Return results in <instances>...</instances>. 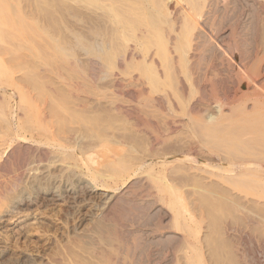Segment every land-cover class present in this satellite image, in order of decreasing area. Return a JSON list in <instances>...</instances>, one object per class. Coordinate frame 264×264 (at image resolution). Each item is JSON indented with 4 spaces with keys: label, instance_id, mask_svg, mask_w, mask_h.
Instances as JSON below:
<instances>
[{
    "label": "rangeland",
    "instance_id": "1",
    "mask_svg": "<svg viewBox=\"0 0 264 264\" xmlns=\"http://www.w3.org/2000/svg\"><path fill=\"white\" fill-rule=\"evenodd\" d=\"M36 1L37 4L40 3L41 7L36 6ZM46 1H49L48 12L45 0H22L21 2L11 0L4 6L5 8L0 9V19L3 25L0 30L3 28L4 35H10L9 31L13 32V28L16 29L17 24L20 27L18 30L29 26V23H25V21L31 23L29 17L32 18L33 15L36 16L33 18L37 19L38 24L48 23L52 34V38L49 40L51 42L48 43L50 44V49H47L48 56L45 54L47 51H44L45 42L39 39V42L35 40L37 43H34L38 45L39 49L44 45L43 53L39 56L30 55L32 53L25 50L17 52L18 54H8L7 52L6 55L4 54L5 56L3 55V59L2 55L0 59L5 61L1 63L4 67L0 69V185L2 186H0V264H94L95 262L101 264L103 262L100 257L104 258V252L109 249L101 239L104 230L106 231L108 228L109 230L113 229L112 231L116 233L114 245H116L117 252L115 256L130 260L132 264L138 260L139 264H264V186H262L264 182H257L256 185L254 181L248 182V179L239 178L236 179V182H229L235 183L236 187L231 184L226 186L223 184L224 187L220 186L221 184H216L220 186H217L220 189L215 188L213 183L214 185H210L215 186L214 191H217V197L212 191L216 197L214 198L210 192L213 187L209 189L208 180L201 178L207 175L202 173L203 170L205 173L211 171L210 167L202 164V161L207 163V159L210 158H208L207 152H203L201 149L197 150V147L193 145L199 142L203 144L205 141L204 139V142L202 141L197 125L190 120L191 118L186 115L185 110L187 103L194 104L202 94L197 85L198 81L195 82L196 78H192L196 75L191 74L190 77L185 62L179 58L177 60L179 63L175 68L171 67L172 70L165 73L167 61L161 56L165 47H170L172 50L171 57L181 55L172 45L178 34L176 29L180 31L181 28L178 25L180 24L178 18L174 16H177L179 10L190 8L192 0H156L157 2L155 0ZM232 1L238 5V8H241V10L239 9L241 12L236 9L232 11L233 13L231 12L232 14L229 12L231 21H224L222 25L226 27L225 31L232 33V37H237H234V43L238 41L240 44L242 33L239 35L241 37L239 40L240 30L238 34L237 30L245 21L248 3L244 0H223V4L227 2L228 5ZM32 6L38 12L33 11ZM161 6L162 9H160ZM18 7L19 10L25 9V12L22 10L17 13ZM258 7L261 8V6ZM242 8H244L243 12ZM137 12L143 15H139ZM238 12L241 16H238ZM20 13L23 15L19 20L17 17H20ZM257 13L255 21L258 23L256 22L255 34H253H257L255 37L258 43L257 47L263 51L264 15L260 12ZM24 14L27 16L30 14V16H26L25 20ZM45 14L50 19L45 18ZM117 15L126 22L128 19H132V16L133 19L138 16L134 21L137 19L139 21V18L142 20L141 16H144L145 20H143L144 22L139 21V23H134L133 20V22L128 21V24L134 23L131 28L123 20L117 21ZM46 19L50 21L47 22ZM14 20H19L21 23L16 21L17 24L11 30L10 27L14 25ZM39 20L41 21L39 22ZM136 23L138 24L134 28ZM154 34L155 36H152ZM8 35L6 36L8 37ZM159 35L164 37L160 36V40L165 39L163 42V44L166 43L165 46L161 44L162 40L157 39ZM142 36H145L144 39ZM242 36L244 35L242 34ZM229 37L230 40L233 39L231 35ZM146 38L147 40H145ZM244 38L246 37H243L242 40ZM153 39H157V42L160 41V44L154 43ZM149 40L153 43L151 44ZM225 40L226 42H223ZM230 40L226 37L222 43H219L223 50H225V46L235 47L236 43L230 44ZM20 42H15L18 43L17 45L14 43L16 47H21L25 43L23 48H28L25 41ZM11 44L10 47H7L12 48ZM236 47L238 48L240 45ZM233 48L230 47V50ZM235 51L236 54H234V50L231 53L237 58L240 53L238 54L236 49ZM240 52L242 51L240 50ZM159 53L161 54L159 55ZM226 53L223 56L214 55L213 58L209 57L201 62L198 69L200 71L203 68L207 70L205 73L207 79H204L203 71L206 70L203 69L200 76L204 78L200 79L199 77V82L203 79V85L213 86L212 82L214 81V85L219 90L225 87L222 80L228 79L229 81L227 61L230 58L235 61L231 54L227 53L226 55ZM153 55L156 58L152 57ZM16 56L18 57L16 58ZM150 57L157 60L158 64L153 65L154 69L161 70L165 74L166 81L163 80L161 83L166 86H160V84L158 86L162 87L160 89L165 92L169 90L168 94L172 93L170 94L174 96V100L179 105L177 109L174 108L175 105H170L172 108L149 105V97L165 94L163 90L162 93L160 92L158 86L153 85L152 77L148 76L144 70V65L147 60L151 59ZM226 58H228L227 61ZM172 66L174 67L173 64ZM178 67L179 69H177ZM172 71L174 72L171 73ZM224 73L225 75H223ZM171 74H173L172 79L176 77L173 79L174 83H177L175 87L169 79ZM209 76H211L210 79ZM219 78L222 79L221 82H219ZM182 80L187 88L179 92ZM224 82L226 85V80ZM218 83L223 84L220 86ZM145 88L150 96L144 90ZM178 98H182V100ZM8 101L9 106L13 110L15 109L14 112L10 107H7ZM221 103L213 105L216 109L212 106L206 108L207 111L202 113V118L204 117L203 119L208 123L213 122V117L222 114L221 107H219L222 106ZM19 107L20 109H18ZM8 109L12 111V115H8ZM2 111L7 116L6 118ZM144 111H148V115ZM216 113L219 115L216 116ZM189 121L190 124L195 125L191 129L186 126ZM168 122H174L175 127L172 130ZM167 123L168 125H166ZM153 135L158 137L157 144L153 142ZM15 137L19 141L21 139L23 144L27 143L34 148L28 154L30 159L32 157V161L24 167L20 165L19 168V166L11 164L12 167L9 170H2L1 164L8 158V152H10L13 142L11 139L15 140ZM188 145L194 147L189 148ZM59 147L62 148L59 149ZM187 148H196V151L189 152ZM35 149L52 152L46 157L42 156L43 159L39 157V152ZM33 152L36 153H34L36 157L41 159L34 158V155L31 154ZM170 155L171 158L178 157L179 161L173 164L169 163L172 165L165 163L163 168V165L157 166L152 171L140 169L141 167L136 165H140V162L152 157H154L152 159L156 157L159 159L158 161H161L166 156L165 160L169 161ZM115 160L123 161L122 163L129 166L130 169L124 182L117 180V186L113 185L114 189L119 188L118 192L124 191L135 179L143 177L148 181L144 182V186L131 190L129 199L148 200L153 194L157 198H155L156 206L154 208L149 206L152 210L144 208L145 213L142 211L143 213L139 214L141 210H138V207L137 211L135 210V203L128 207V210L123 209L124 211L122 208H116L117 211L109 209L110 194H113L114 190H107L103 185L105 183L109 185L105 178H108L111 173L108 163ZM197 161H201V164L198 165ZM174 170H178V172ZM197 175L200 176L199 179ZM156 177L162 178L160 179L162 181ZM195 178L198 181L194 180ZM167 180H170L171 187L167 186L168 188H166L167 184L164 185ZM239 180H242L243 185L237 182ZM13 182L16 183V186L12 190H4L6 189L5 185H10ZM210 183L212 182L210 181ZM150 184L154 188H151ZM224 188L225 190H223ZM169 190L175 192L177 197L179 195L182 200H178L179 198L177 199L174 193ZM221 190L223 191L221 192ZM139 193L140 195H138ZM223 195L224 197H222ZM175 198L178 200L177 202L183 203L184 201V204L175 205ZM157 209L160 212L158 211L157 215L151 218V213L153 214V210L155 212ZM136 215L139 216L134 217ZM192 216L193 218H191ZM175 219H178L179 225L182 223L181 227L184 224L188 226L184 225V229H181L178 224L176 225ZM184 221H187V224ZM134 224L136 227L133 226ZM162 225L164 226L161 227ZM189 227L193 230L192 232ZM152 230L157 231L156 234L173 232L178 239L158 244L152 241V237L155 236L154 233L151 234ZM127 261L123 264L128 263Z\"/></svg>",
    "mask_w": 264,
    "mask_h": 264
},
{
    "label": "bare ground",
    "instance_id": "2",
    "mask_svg": "<svg viewBox=\"0 0 264 264\" xmlns=\"http://www.w3.org/2000/svg\"><path fill=\"white\" fill-rule=\"evenodd\" d=\"M11 1V0H10ZM9 0H0V9L4 6H6V4H8V2H10ZM22 0H18V2H21ZM33 1V0H32ZM189 1V0H188ZM248 3V10H247V14L246 16L244 17L245 18V21L242 22V24L240 25V29L237 30V34H238V31L240 30L239 34H238V39L239 38H243V37H246L242 40L241 38V41H240V44L239 42L237 41V45L234 43V40L235 36L232 37V33L229 32V31H225L226 27H224V25H222L224 23V21H231V17H230V14L229 12L231 13L232 11H234L235 9L239 11V9L241 10V8H238L236 5L235 2H230L228 5H227V2L225 4H223V0H192L191 1V7L190 8H183L181 10H179V12L176 14L177 16H174V17H177L178 18V21L181 26V28L179 29L180 31H178L176 29V32L178 33L176 35V38L174 39V43L172 44L173 47L176 49V51L180 52V56L178 57H171L170 55L172 54V50L170 49V47L166 48L165 47V51H160L162 52V58L164 57V59L167 61V68L165 67V69H167V71L165 70V73L166 72H169V70L172 68H175L176 64L179 63L177 60L179 58V60L185 62V67H186V70L190 73V77H191V74L193 75H196V76H192V78H196L195 79V82H199L201 78H204L203 76H200L201 73H202V67H201V71L200 69H198V67L201 65V62L203 60H206L208 59L209 57H212L214 55H217V56H220L224 53H228V54H233L231 53L233 50H234V54H236V51L235 49L237 50V53L240 55L239 57L235 58V55L231 56L232 58L234 57L235 61H233V59H228L226 58V61L228 59V72H229V75L227 76V78H229V81L228 79H224V81L226 80L227 82V86L225 85V82L222 80L224 78L221 77L222 79L219 78V82H222L224 83L222 90H219L216 85H214V81L212 82L213 86L211 85H208V84H205L203 85L202 84V80L201 82H197V85L201 91V96L199 97L198 101L195 102L194 104L190 105L189 103H187L186 106V115L189 116L191 119V121L194 122V124H196L198 127V132H199V135L202 137V141L204 139V143L201 144L200 142L199 143H196L193 144L195 147H197V150L198 149H201V151L203 152H207V155H208V158L210 159H207V163L206 161H202L204 165H207V167H210L211 168V171H206L205 173V170H203L202 173L204 174H207L206 176H203L201 178L203 179H206L208 180V183H209V189L213 187V189L210 191L213 195V192L214 191V187L217 188V189H220L219 187L222 186L223 184H225L224 186L226 185H230L231 183L229 182H236V179H242V180H246L248 179V182L249 181H254L257 185V182L261 183L264 182V48H263V51H261L258 47H257V42L255 40V37L256 35L255 32H254V28L256 29V24L258 23V21H255L256 18H257V12H260V13H263L264 15V0H244ZM39 2V1H38ZM155 2H157L155 0ZM243 2V1H242ZM33 3V2H32ZM45 7L47 8V12L49 11L48 10V7H49V1H46L45 0ZM135 3V2H134ZM245 3V4H247ZM19 4V3H18ZM40 3L37 4V1H36V6L37 7H41L39 5ZM241 5H244L242 3H240ZM33 5V4H32ZM140 5V4H139ZM143 5V4H142ZM159 5V4H158ZM235 5V6H234ZM19 6V5H18ZM34 6V5H33ZM32 6V8H33ZM138 6V5H137ZM136 6V7H137ZM234 6V9L232 8ZM245 6V5H244ZM258 6H261V8H259ZM24 7V5H23ZM30 7V6H29ZM28 7V8H29ZM135 7V8H136ZM141 7V6H140ZM164 7V6H163ZM5 8V7H4ZM25 8V7H24ZM139 8V7H138ZM20 8L18 7L17 9V13L19 12H22V10L25 12V9H21L19 10ZM41 10H43L42 8H40ZM39 9V10H40ZM134 9V8H133ZM140 9V8H139ZM141 9H143L141 7ZM162 9V6L161 8ZM243 9L242 8V12H243ZM19 10V11H18ZM29 10V9H28ZM132 10V8H131ZM159 10V9H158ZM33 11H37V9L34 7L33 8ZM44 11V10H43ZM136 11H137V8H136ZM38 12V11H37ZM135 12V10L133 11V13ZM160 12V10H159ZM176 12V11H175ZM237 13V11H235ZM241 12V11H239ZM238 12V13H239ZM29 13V11H28ZM31 13V12H30ZM46 13V12H45ZM138 13V12H137ZM136 13V14H137ZM233 13V12H232ZM231 13V14H232ZM235 13V14H236ZM21 14V13H20ZM27 14V12H26ZM26 14H24L25 17L27 16ZM39 14V13H38ZM139 15L141 13H138ZM137 14V15H138ZM19 15V14H18ZM23 14L20 15V17H17L19 20L21 18ZM47 14H45L46 16ZM138 15V16H139ZM143 15V14H141ZM175 15V14H173ZM240 15V13L238 14V16ZM257 15V16H256ZM30 16V14L28 15ZM27 16V17H28ZM48 16V15H47ZM45 17L47 19H50L48 17ZM136 16V17H138ZM241 16V15H240ZM244 16V15H243ZM23 17L21 19V21L23 20ZM33 17H36L35 15L31 17H29L31 23L28 21H25V23H29V26L25 27L23 30H18L20 27L19 24H17L18 22H20L19 20H14V25L11 28L15 27V24H17L16 26V29L13 28V32L12 31H8L11 33L10 35H8V37L6 35H4V32L2 31L3 28L0 30V59H1V55H2V59H3V55L5 53L8 52V54H11V53H14L16 54L17 52L19 51H25V50H28L29 53H32L30 55H40L42 54L43 52V46H44V51H47V49H50V43L49 40L52 38V34L50 33V28L48 27V23L44 22L45 24H43V22L40 24H38L37 22V19L36 18H33ZM136 17L133 19V16H132V19H128V21H134L136 20ZM144 16H141L142 20L139 18V21H143L145 19H143ZM262 17V16H261ZM264 17V16H263ZM40 18V17H38ZM44 18V17H43ZM44 18V20H45ZM239 18V17H237ZM244 18H242L244 20ZM259 18V17H258ZM41 19V18H40ZM46 19V21H47ZM240 19V18H239ZM241 19V20H242ZM26 20V19H25ZM28 20V18H27ZM123 19L121 18V16L117 15V21H122ZM236 20V19H235ZM262 20V18H261ZM264 20V18H263ZM41 20H39L40 22ZM43 21V20H42ZM50 21V20H48ZM47 21V22H48ZM126 25H130L129 27H131L135 22H138V19L137 21H134V23L132 24H128L125 20H123ZM176 21V22H178ZM240 21V20H239ZM144 22V21H143ZM146 22V21H145ZM154 22V21H153ZM152 22V23H153ZM156 22V21H155ZM175 22V23H176ZM237 22V21H236ZM241 22V21H240ZM257 22V23H256ZM11 23V24H12ZM21 23V22H20ZM23 23V21H22ZM33 23V24H32ZM124 23V24H125ZM134 25V28L135 26H137V24ZM142 23V22H140ZM157 23V22H156ZM262 23V22H260ZM264 23V22H263ZM229 24V23H228ZM233 24V23H231ZM240 24V23H239ZM2 25V21L0 19V28L3 27ZM9 25V24H8ZM28 25V24H26ZM43 25V26H42ZM154 25V24H153ZM177 25V24H176ZM236 25V24H235ZM259 25V24H258ZM257 25V26H258ZM118 26V25H117ZM157 26V25H155ZM170 26V24H169ZM226 26V25H225ZM133 27V26H132ZM131 27V28H132ZM224 27V29H223ZM228 27V26H227ZM235 27V26H234ZM157 28V27H156ZM232 28V27H231ZM137 29V28H136ZM135 29V30H136ZM234 29V28H233ZM133 30V29H132ZM236 30V29H235ZM5 31V30H4ZM134 32V31H133ZM244 36H242V34ZM254 33V34H253ZM241 34V35H240ZM144 35V34H143ZM233 38H231L233 40V42L231 43L232 40H230V36ZM241 37H240V36ZM152 36H155L152 35ZM160 36L159 35L157 37L158 40H160ZM143 37V36H142ZM145 37V36H144ZM143 37V39H144ZM228 37L229 40H230V44H235V49L233 48V46H225L224 49L226 50H223L222 46L219 45V43H222V40H224V38ZM235 37V38H234ZM38 38V39H37ZM161 38H164L163 36H161ZM39 39H42L44 43V45H42V47H40V49L38 48V45H35L37 43V41ZM140 39V38H139ZM148 39H150L148 37ZM157 39H153L154 40V43L157 42ZM236 39V40H238ZM37 40V41H35ZM142 40V39H141ZM147 40V38L145 39ZM162 40V45L165 46L166 43L163 44V42L165 41V39H161ZM160 40V41H161ZM240 40V39H239ZM20 41H25L26 42V45L28 48L25 49V47L23 48V45L25 44H22L21 47H16V45L20 42ZM35 41V42H34ZM41 41V43L43 44V42ZM151 41V40H149ZM160 41L157 42V44H160ZM258 41V40H257ZM13 42V43H12ZM15 42H18L17 44ZM39 42V41H38ZM143 42V40H142ZM147 42V41H145ZM144 42V43H145ZM223 42H226L223 41ZM2 43V44H1ZM12 43V44H11ZM16 45H15V44ZM35 43V44H34ZM153 42L151 41V44ZM10 44H11V47L12 48H9L10 47ZM13 44L15 45L13 47ZM40 44V43H39ZM146 44V43H145ZM149 44V43H148ZM150 44V45H151ZM233 44V45H234ZM19 46L21 45V42L20 44H18ZM226 45V44H225ZM227 45H228V40H227ZM240 45V47H236ZM260 45V44H259ZM9 46V47H7ZM40 46V45H39ZM134 46V45H133ZM261 46V45H260ZM259 46V47H260ZM49 47V48H48ZM187 47H188V50H187ZM230 47H232L233 49L230 50ZM264 47V46H263ZM131 48H134V47H131ZM242 52H240V50ZM24 49V50H22ZM161 49H162V46H161ZM135 50V49H134ZM225 51V52H224ZM239 51V52H238ZM48 52L47 51L45 54H47L46 56H48ZM133 52V51H132ZM158 52V51H157ZM178 52H175V53H178ZM224 52V53H223ZM21 53V52H20ZM129 53V52H128ZM136 54V52H134ZM174 53V52H173ZM226 53V55H227ZM18 54V53H17ZM132 54V53H131ZM161 53H159L160 55ZM237 54V55H238ZM6 55V54H5ZM4 55V56H5ZM13 55V54H12ZM29 55V56H30ZM33 55V56H34ZM129 55V54H128ZM155 55V53H154ZM152 56V57H155L156 56ZM158 55V56H159ZM15 56V55H14ZM45 56V57H46ZM135 56V55H134ZM149 56V55H148ZM225 56V55H224ZM230 56V55H229ZM18 56H16L17 58ZM20 57V56H19ZM22 57V56H21ZM23 57H25L23 55ZM131 57V56H130ZM150 57L149 61L147 60L145 65H144V70L147 72L148 76L152 77V83L155 87H157L159 84L160 86L162 85H165L163 83H161L163 80L166 81V78H165V74H163V72L161 70H156L154 69L153 65L154 64H158L157 63V60L155 58H152ZM228 57V56H226ZM135 58V57H134ZM213 58V57H212ZM131 59H133V57H131ZM48 60V59H47ZM156 60V61H155ZM171 60L174 62H171ZM1 61V60H0ZM4 60H2L0 62V69L3 68L4 66L1 65V63L3 62ZM46 61V60H45ZM5 62V61H4ZM3 62V63H4ZM164 63V62H163ZM174 65V67L172 66V64ZM224 64V63H223ZM161 65V64H160ZM2 66V67H1ZM165 66V64H164ZM179 66V64H178ZM226 66V65H225ZM159 67V65H158ZM162 67V65H161ZM180 67V66H179ZM179 67L177 69H179ZM200 68V67H199ZM227 68V67H226ZM214 69V67H213ZM222 69V68H221ZM172 70V69H171ZM170 70V71H171ZM206 70V69H204ZM209 70V69H208ZM175 71V70H174ZM174 71H172L171 73H173ZM193 71V72H192ZM216 71V70H215ZM207 72L206 71H203V73L205 74ZM227 72V73H228ZM145 73V72H144ZM226 73V72H225ZM225 73L223 75H225ZM168 74V73H167ZM175 74V73H174ZM202 74V75H204ZM173 74H171V76L169 77V79L171 80L172 84H174L173 87H175V84L177 83H174L175 81H173L172 79V76ZM207 74H205V80L207 79L206 77ZM209 75V74H208ZM212 76V74H210ZM213 75H215L213 73ZM218 75V74H217ZM222 75V74H220ZM209 76V79L210 77ZM225 76V78H226ZM215 77V76H214ZM191 78V80H193ZM204 80V81H205ZM215 80V79H214ZM183 81V80H182ZM194 81V80H193ZM203 81V82H204ZM177 82V81H176ZM179 82V81H178ZM167 83V82H166ZM194 83V82H193ZM222 83V84H223ZM168 84V83H167ZM181 84V87H179V92L180 90L181 91H184L186 90V85L183 82L180 83ZM195 84V83H194ZM211 84V83H210ZM217 84V82H216ZM220 84V83H218ZM220 84V86L222 85ZM170 85V84H169ZM158 86L157 88L160 90V92L162 93L164 90L163 89H160L162 87ZM166 86V85H165ZM219 86V87H220ZM144 88V86H143ZM164 88V87H163ZM221 88V87H220ZM142 89V88H141ZM154 89V87H153ZM175 89V88H174ZM134 90V89H133ZM143 90V89H142ZM146 91V88L144 89ZM163 90V91H162ZM136 91V90H135ZM140 91V90H139ZM131 92V91H130ZM137 92V91H136ZM143 92V91H141ZM147 92V91H146ZM155 92V91H153ZM165 92V91H164ZM169 92V90L167 91ZM167 92L162 93V94H158L154 97L151 96V98L149 97L148 98V103L149 105H156V106H168L169 108H172L170 107V105H175L174 108L176 107L177 109V106L179 107V105H177L178 103H176V101L174 100V96H172L170 93L168 94ZM149 94V92H147ZM177 94V93H176ZM133 95V94H132ZM154 95V93H153ZM150 96V94H149ZM176 96V95H175ZM178 96V95H177ZM187 96V95H186ZM180 97V96H178ZM146 99V98H145ZM178 99H181L182 98H178ZM184 99V98H183ZM186 99V98H185ZM184 99V100H185ZM188 100H190L188 97H187ZM5 100V99H4ZM2 100V101H4ZM11 100V99H9ZM146 102V100H144ZM222 101V103H221ZM221 103L222 106L220 105L219 107H221V115H219V113H216L215 115L218 116V117H213L212 119L213 122L211 121V123H208V121H205L202 116H203V112L206 110V108L208 107H213V105H216L217 103ZM4 104V102H3ZM180 104V103H179ZM181 104L183 105V103L181 102ZM186 104V102H185ZM11 105V104H10ZM6 106V105H5ZM4 106V107H5ZM7 107L11 108L13 110V108L11 106H9V101L7 102ZM34 107V106H33ZM36 107V106H35ZM133 107V106H132ZM131 107V108H132ZM135 107V105H134ZM153 107V106H152ZM159 107V108H160ZM183 107V106H181ZM162 108V107H161ZM185 108V107H184ZM215 108V107H213ZM218 108V107H217ZM20 109V107L18 108ZM38 109V107H37ZM118 109V108H117ZM135 109V108H134ZM133 109V110H134ZM137 109V108H136ZM182 109V108H181ZM210 109V108H209ZM216 109V108H215ZM5 110V109H4ZM3 110V111H4ZM10 110V109H8ZM8 115H12V111H8ZM15 110V109H14ZM13 110V112H14ZM25 110V109H24ZM121 110V109H120ZM143 110V108H142ZM141 110V111H142ZM211 110V109H210ZM214 110V109H213ZM2 111V113L5 115V113ZM119 111V110H118ZM207 111V110H206ZM215 111V110H214ZM19 112V111H18ZM17 112V113H18ZM125 112V111H124ZM127 112V111H126ZM125 112V113H126ZM148 112V111H147ZM146 111H144V113L147 114ZM20 113V112H19ZM205 113V112H204ZM7 114V113H6ZM24 114V113H23ZM26 114V113H25ZM37 114V113H36ZM145 114V115H146ZM218 114V115H217ZM22 115V114H21ZM29 115V114H28ZM132 115V114H131ZM139 115V114H138ZM148 115V114H147ZM5 118L7 117L6 115L4 116ZM20 117V116H18ZM43 118V117H42ZM138 118V117H137ZM140 118H141V115H140ZM143 118V117H142ZM188 118V117H186ZM13 119V118H12ZM207 119V118H205ZM19 121V120H18ZM170 125H171V130L172 128L175 127V124H173L174 122H168ZM168 123L166 125H168ZM189 123V124H188ZM186 125L187 128L189 127V129L193 128L195 125L194 124H190V121L188 122ZM169 125V126H170ZM12 126V125H11ZM21 127V126H20ZM169 128V129H170ZM176 129V128H175ZM16 130V129H15ZM22 130V129H21ZM195 132V131H194ZM16 135V134H15ZM18 137V136H16ZM15 137V138H16ZM24 137V135H23ZM22 137V138H23ZM21 138V137H20ZM19 138V139H20ZM24 139V138H23ZM27 140V138H25ZM152 139V138H151ZM13 140V142L11 143V149L9 150L10 152H8L9 156L8 158H6V160L4 162H2L1 166H2V170H9L12 166L11 164H14V165H17V167L19 166L20 168V165H22L24 167L28 165V163H30V161H32V157L31 159L29 158V155L31 151L34 150L33 147H31V145H27L26 144H23L21 142V139L20 141L18 140V138H16L15 140L14 139H11ZM28 141V140H27ZM157 141H158V137L154 136L153 135V142L154 144L156 143L157 144ZM201 141V140H200ZM201 141V142H202ZM26 142V141H25ZM160 142V141H159ZM158 142V143H159ZM37 143V142H36ZM13 144V145H12ZM38 144V143H37ZM160 144V143H159ZM8 146V147H9ZM157 146V145H156ZM189 146V145H188ZM192 145L189 146V148L191 147ZM192 146V147H194ZM200 147V148H199ZM58 148V147H57ZM62 147H59V149H61ZM37 149V148H36ZM35 149V150H36ZM47 149V148H46ZM66 149V148H65ZM65 149H62V150H65ZM188 149V148H187ZM196 148H191V149H188L189 152H193V151H196L195 150ZM193 150V151H192ZM37 151V150H36ZM37 152H39L38 155L39 157L43 158L42 156H47L49 154H51L52 151H49V150H38ZM35 152L31 153L33 154L34 158L36 157V153L34 154ZM31 156V155H30ZM169 156V155H168ZM39 157H36V159H41ZM33 158V159H34ZM154 158V157H152ZM152 158H149V160H145L143 162H140V165L136 164L140 169H146L147 171H152L154 170L155 167L157 166H162V168L164 167V165H166L165 163H177V161H179V159H177L176 157L175 158H171V155L169 157V161L168 160H165L166 159V156H165V159L163 160V158L161 159V161H158L159 159H157L155 157V159H152ZM160 158V157H158ZM13 159V160H12ZM30 159V160H29ZM35 159V160H36ZM44 159V158H43ZM168 159V158H167ZM182 160V159H181ZM209 160V161H208ZM34 161V160H33ZM168 161V162H167ZM194 161V160H192ZM36 162H38L36 160ZM40 162V161H39ZM123 161H112V162H109L108 166L111 167V173L110 175L106 178L107 182L109 183V185H107L106 183L103 185L104 187L107 188V190H114V192H112L113 194H110L111 195V198H110V203H109V209L110 210H116V208H122V211H124L123 209L125 210H128V207L132 206L133 203H135L134 205H136V211L137 209L138 210H141L139 214H141L142 211H144V208L145 210L148 208L152 210V208H154V206H156V200L155 197L153 194L149 197L148 200H137L136 199L134 200V198L131 200L129 199V197L131 196V190H133L134 188H137V187H141V186H144L145 185V181H148V180H145L143 177H139L137 179H135V181L129 186L126 190L124 191H120L118 192L119 188L118 189H114L113 185L115 184V187L117 186L116 185V182L117 180L120 182L123 180H125V176L128 175V171H129V166H127L126 164L122 163ZM181 162V161H180ZM198 162V165L201 164L199 161ZM32 164V162H31ZM172 164H169V165H172ZM21 166V167H22ZM32 166V165H31ZM176 167V166H175ZM196 167V166H194ZM29 168V167H28ZM193 168V166H192ZM199 168V167H198ZM201 168V167H200ZM209 168V169H210ZM22 169V168H21ZM30 169V168H29ZM28 169V170H29ZM178 169V168H177ZM204 169V168H203ZM26 170V169H25ZM191 170V169H189ZM195 170V168H194ZM202 170V169H201ZM207 170V169H206ZM137 171V170H136ZM175 171V170H174ZM196 171V170H195ZM200 171V170H199ZM175 172H178L175 171ZM126 173V174H125ZM197 173H198V170H197ZM231 173V174H230ZM125 174V175H124ZM157 174V173H156ZM124 175V176H123ZM136 175V174H135ZM158 175V174H157ZM199 175V174H198ZM197 175V176H198ZM232 175V176H230ZM132 176V175H131ZM160 176V175H159ZM100 177V176H99ZM135 177V176H134ZM133 177V178H134ZM138 177V176H136ZM147 177V176H146ZM155 177V176H154ZM153 177V178H154ZM194 177V176H193ZM200 176H198V179H199ZM97 178H98V175H97ZM148 178V177H147ZM157 178V177H156ZM200 178V180H201ZM245 178V179H244ZM158 180L162 179V178H157ZM168 179V178H167ZM197 178H195L194 180H196ZM197 179V181H198ZM130 180V179H128ZM156 180V179H154ZM193 180V181H194ZM242 180H239L237 182H240V185L243 183ZM150 181V180H149ZM162 181V180H160ZM168 182L170 180H167ZM167 181H165L166 183H164V185H166V188L168 187H171L170 186V182L168 183ZM210 181L212 183H210ZM127 182V181H125ZM200 182V181H199ZM202 182V181H201ZM200 182V183H201ZM204 183V182H203ZM207 183V184H208ZM215 186H212L214 185ZM118 184V183H117ZM123 184H126V183H123ZM212 184V185H210ZM216 184H221L220 186L219 185H216ZM246 184V183H244ZM254 184V183H253ZM151 185V184H150ZM174 185V184H173ZM172 185V188L174 187ZM231 185H234L235 186V183L231 184ZM243 185V184H242ZM250 185V184H249ZM249 185H247L249 187ZM1 186V185H0ZM16 186V183H11L10 185H5L4 190H12L14 187ZM168 186V187H167ZM219 186V187H217ZM222 186V187H224ZM233 186V187H234ZM237 186V185H236ZM235 186V187H236ZM245 186V185H244ZM264 186V185H262ZM2 187V186H1ZM149 187V185H148ZM151 188L153 187V185L150 186ZM149 187V188H150ZM200 187V186H199ZM230 187V186H229ZM251 187V186H250ZM145 188V187H144ZM143 188V189H144ZM150 188V189H151ZM154 188V187H153ZM205 188V187H204ZM254 188V187H252ZM256 188V187H255ZM2 189V188H1ZM170 189V188H169ZM229 189V188H227ZM227 189H226V192H227ZM216 190V189H215ZM225 190V188L223 189ZM221 190V192L223 191ZM229 190H232V189H229ZM1 191V190H0ZM149 191V190H148ZM147 191V192H148ZM170 192H172L171 190H169ZM220 191V190H219ZM218 191V193H219ZM7 192V191H6ZM111 192V191H110ZM151 192V191H150ZM215 192V191H214ZM229 192H232V191H229ZM154 193V192H152ZM174 193V196H176V198L178 200H180V196L175 194V192H172ZM209 193V192H208ZM216 194V197H217V191L215 192ZM215 194L213 195L214 198L215 197ZM223 194V193H222ZM229 194V193H227ZM140 195V193L138 194ZM137 195V196H138ZM219 195V194H218ZM225 195V193H224ZM224 195L222 197H224ZM147 196V195H146ZM227 196V195H226ZM235 196V194H234ZM134 197V196H133ZM209 197V196H208ZM232 197V196H231ZM4 198V196H3ZM175 198V199H176ZM225 198H228V197H225ZM234 198V197H232ZM236 198V197H235ZM176 199V204L178 205H183L184 204V201L183 203H181L180 200L179 202H177L178 200ZM211 199V198H210ZM221 200V199H220ZM235 200V199H234ZM133 201V202H132ZM136 201V202H134ZM139 201V202H138ZM158 201V200H157ZM216 202H217V199H216ZM221 202V201H219ZM228 202V201H227ZM236 202V201H235ZM239 202V201H238ZM255 202V201H254ZM158 203V202H157ZM240 203V202H239ZM257 203V202H256ZM155 204V205H154ZM214 204V203H213ZM220 204V203H219ZM153 205V206H151ZM212 205V204H211ZM215 205V204H214ZM218 206V204H216ZM152 207V208H149ZM185 206V205H184ZM138 207V208H137ZM179 207V206H178ZM216 207V206H215ZM214 207V208H215ZM220 207V206H219ZM218 207V208H219ZM127 208V209H126ZM132 208V207H131ZM135 208V207H134ZM184 209V207H182ZM160 209V208H158ZM157 211L153 210V214L151 213V218L155 217L158 213V211L160 212V210ZM216 209V208H215ZM133 210V209H132ZM186 210V209H185ZM184 210V211H185ZM217 210V209H216ZM117 211V210H116ZM115 211V213H116ZM120 211V210H119ZM121 211V212H122ZM183 211V210H182ZM126 212V211H125ZM128 212V211H127ZM186 212V211H185ZM106 213V212H105ZM129 213V212H128ZM135 213V212H134ZM133 213V214H134ZM143 213V212H142ZM145 213V211H144ZM162 213V212H161ZM165 213V212H164ZM167 213V212H166ZM111 214V213H110ZM123 214V212H122ZM106 215V214H105ZM113 215V214H111ZM116 215V214H115ZM120 215V214H119ZM118 215V216H119ZM124 215V214H123ZM122 215V219L123 216ZM129 215V214H128ZM168 215V214H167ZM178 216L180 214H177ZM109 216V215H108ZM132 216V215H131ZM139 216V215H138ZM137 215L134 216V217H138ZM150 216H149V219H150ZM130 217V216H128ZM133 217V218H134ZM177 217V216H176ZM174 217V218H176ZM127 218V217H126ZM131 218V219H133ZM171 218V216H170ZM179 218V217H178ZM193 218V216L191 217ZM113 219V218H112ZM117 219V218H116ZM115 219V220H116ZM129 219V218H128ZM136 219V218H135ZM178 220V219H177ZM177 220L175 219V222H177ZM182 220H185V218ZM117 221V220H116ZM119 221V219H118ZM134 221V219H133ZM136 221V220H135ZM150 221V220H149ZM131 222V221H130ZM145 222V221H144ZM180 222V220H179ZM183 222V221H181ZM187 221H184V223H186ZM193 222V221H192ZM198 222V221H197ZM147 223V221H146ZM151 223V222H150ZM183 223V224H184ZM194 223V222H193ZM192 223V224H193ZM133 224V222H132ZM143 224V223H142ZM178 224V227L182 225V223H179L177 222L176 225ZM187 224V223H186ZM131 224L129 223V226ZM145 225V224H144ZM143 225V226H144ZM185 225V224H184ZM183 225V227H184ZM196 225V224H195ZM119 226V225H118ZM118 226H116L118 228ZM122 226V224H121ZM135 226V224L133 225ZM164 225H162L161 227H163ZM186 227L188 225H185ZM126 227V226H125ZM136 227V226H135ZM160 227V229H161ZM181 227V229L183 228ZM106 228V227H105ZM129 228V227H128ZM132 228V226L130 227V229ZM124 229V228H123ZM121 229V230H123ZM134 229V228H133ZM184 229V228H183ZM113 229L109 230H104V233H103V237L101 238L105 243L106 245L108 246L109 249H107V252H104V255L105 257L103 258V256H99L101 258V264H123V262L125 263V258L122 259V257L118 258L115 256L116 254V248L114 245L115 243V237H116V233L115 231H112ZM116 230V229H114ZM129 230V229H128ZM126 230V231H128ZM186 230V228H185ZM189 230L192 232L193 230L191 229V227H189ZM103 231V230H102ZM132 231V230H131ZM130 231V232H131ZM138 232V231H137ZM144 232V231H142ZM157 231L155 230H152L151 231V234L154 233L155 236L152 237V241L153 242H156L158 244H164L165 242H168V241H171V240H175L177 238V236L173 233V232H164V233H160V234H156ZM132 233V232H131ZM152 236V235H150ZM178 239V238H177ZM152 242V243H153ZM151 244V243H150ZM103 245V244H102ZM157 245V244H156ZM104 246V245H103ZM125 251V250H124ZM123 252V251H122ZM106 253V254H105ZM126 254V253H125ZM100 255V254H99ZM98 257V256H97ZM96 257V258H97ZM116 257V258H114ZM95 258V259H96ZM99 258V259H100ZM102 258L104 259L102 261ZM139 258V257H137ZM146 259V258H145ZM97 260V259H96ZM139 261V260H138ZM137 261V262H138ZM143 261V260H142ZM128 263H130L131 261H127ZM135 262V263H137ZM144 262V261H143ZM126 263V264H128ZM134 263V264H135ZM96 264V262L94 263ZM132 264V262H131ZM139 264V263H137ZM147 264V263H146Z\"/></svg>",
    "mask_w": 264,
    "mask_h": 264
}]
</instances>
